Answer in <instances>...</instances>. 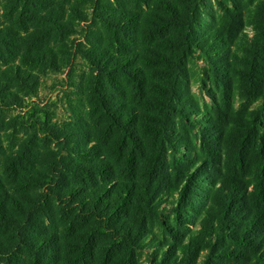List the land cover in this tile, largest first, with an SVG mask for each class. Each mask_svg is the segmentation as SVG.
Listing matches in <instances>:
<instances>
[{
  "label": "trees",
  "instance_id": "16d2710c",
  "mask_svg": "<svg viewBox=\"0 0 264 264\" xmlns=\"http://www.w3.org/2000/svg\"><path fill=\"white\" fill-rule=\"evenodd\" d=\"M0 264H264V0H0Z\"/></svg>",
  "mask_w": 264,
  "mask_h": 264
},
{
  "label": "rangeland",
  "instance_id": "374dc122",
  "mask_svg": "<svg viewBox=\"0 0 264 264\" xmlns=\"http://www.w3.org/2000/svg\"><path fill=\"white\" fill-rule=\"evenodd\" d=\"M250 31V29H249ZM252 32L250 31V34ZM77 71L80 72L85 68V64L81 58L76 59ZM200 65H204L203 62ZM66 73H51L43 78L42 85L40 87L38 96L35 98L37 102L42 104H50L56 113L57 117L60 119L66 118L69 115V109L67 97L65 96V91L67 89L74 90V87L68 88V83L66 80ZM193 91L198 93L199 87L196 82L193 84ZM74 97V95H73ZM34 99V100H35ZM19 109H14L13 113H18Z\"/></svg>",
  "mask_w": 264,
  "mask_h": 264
}]
</instances>
